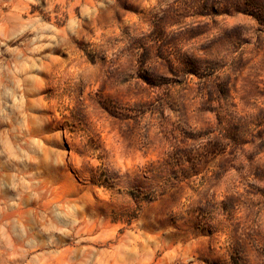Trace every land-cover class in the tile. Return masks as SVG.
Wrapping results in <instances>:
<instances>
[{
    "label": "rangeland",
    "instance_id": "rangeland-1",
    "mask_svg": "<svg viewBox=\"0 0 264 264\" xmlns=\"http://www.w3.org/2000/svg\"><path fill=\"white\" fill-rule=\"evenodd\" d=\"M232 1L0 0V264H264L260 135L168 182L149 171L167 157L168 133L184 123L217 133L218 117L201 109L195 75L160 109L137 77L138 41L156 26L198 30L187 41L196 56L224 60L219 106L257 123L264 34ZM136 105L152 110L123 115ZM208 203L215 209L202 218Z\"/></svg>",
    "mask_w": 264,
    "mask_h": 264
},
{
    "label": "trees",
    "instance_id": "trees-1",
    "mask_svg": "<svg viewBox=\"0 0 264 264\" xmlns=\"http://www.w3.org/2000/svg\"><path fill=\"white\" fill-rule=\"evenodd\" d=\"M232 4L234 11L253 16L259 25L260 34H264V5L255 0H252V5H242L236 0L232 1ZM170 24L156 26L148 37L138 41L137 77L158 92L155 101L156 109H160L170 100L172 89L183 84L185 75H195L203 99L201 109L216 112L220 128L215 133L214 129H191L184 123L178 124L168 133L170 147L166 152L167 157L158 168L149 169L151 172L156 170L167 172L168 182L178 180L180 175L182 178H188L191 173L197 172L208 163H216L220 157L231 155L236 148L248 141L251 132L257 131L260 135V146H264V113L260 115L257 123H249L230 111L224 112L219 106L220 101L228 96V85L220 79L218 73L224 67L223 58L214 60L211 59L212 57H197L187 41L202 33L191 30L184 36H170L166 32V27ZM212 46L211 44L203 45L204 54L207 55ZM100 104L110 113L122 110L121 107L106 100H100ZM128 110L132 113H123V115L138 117L145 111L152 110V105L148 107L136 105ZM225 166V163L219 164L220 170L216 172L217 177L223 173ZM261 175H264V169L261 170ZM104 176L106 175L103 173L98 177L100 185L108 184V177ZM131 196L136 201L139 198V195L135 193H131ZM144 198L143 200L149 203L154 201V191ZM214 209L215 207L208 203L199 208V216L211 218ZM136 218V213H127L123 222H131ZM113 220L122 221L123 219L114 217Z\"/></svg>",
    "mask_w": 264,
    "mask_h": 264
}]
</instances>
